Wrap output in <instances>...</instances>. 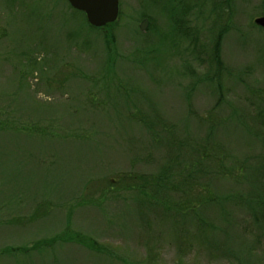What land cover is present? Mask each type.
I'll list each match as a JSON object with an SVG mask.
<instances>
[{
	"label": "rangeland",
	"instance_id": "rangeland-1",
	"mask_svg": "<svg viewBox=\"0 0 264 264\" xmlns=\"http://www.w3.org/2000/svg\"><path fill=\"white\" fill-rule=\"evenodd\" d=\"M181 1L119 0L95 28L67 0H0V264H264V0ZM191 164L201 231L162 187Z\"/></svg>",
	"mask_w": 264,
	"mask_h": 264
},
{
	"label": "trees",
	"instance_id": "trees-1",
	"mask_svg": "<svg viewBox=\"0 0 264 264\" xmlns=\"http://www.w3.org/2000/svg\"><path fill=\"white\" fill-rule=\"evenodd\" d=\"M171 2V0H168V2ZM176 3L178 4H175V5H171L170 6V10L169 12L170 13H173V12H178L177 15L179 14H184V12H186V8H182L179 6V3H181L182 1L181 0H174ZM210 1H213V0H210ZM218 2V3H217ZM221 2L223 3L224 1L222 0H216L215 4L217 6H221V11H223L225 13V11H230L231 10V6H225V7H222L221 5ZM228 2V0L226 1ZM167 3V1H166ZM164 3V5L166 4ZM180 5H183L182 3ZM166 7V5H165ZM80 13V11H77ZM176 15V16H177ZM175 16V17H176ZM174 18V17H173ZM174 22V26L177 28V29H183L184 27V24H185V20L183 21V18L182 16L178 17V20L176 21H173ZM112 25H114V23H110V24H107L105 27H102V28H106V27H111ZM228 22L223 25V27H221L218 32H214V35H215V41H214V44L212 46V50H211V53L209 55V59H208V63L211 64V65H215L218 70H222L223 67V60H222V52H221V45H222V40H223V36L224 34L228 31ZM96 28V27H95ZM185 33L186 31L183 33L182 32V35L185 36ZM189 35H191L190 32H187ZM259 124L263 127L264 129V110H263V113L260 114V118H259ZM259 136L260 133H257ZM264 139V135H263V138ZM207 146V147H206ZM214 152L216 153H220V151L217 149V148H213ZM197 151V150H196ZM210 156L211 158L214 156L213 153H211V148H209L208 145H205L204 148L200 151V155H197L196 156V159L201 163L203 164L205 159H207V157ZM217 155H215L214 157H216ZM199 158V159H198ZM220 158V159H219ZM218 162L222 160V156L220 155L219 157H217ZM188 165V164H186ZM189 167V165H188ZM173 166L171 164H167L165 166L162 167V174H161V177L164 179V178H168L170 175L171 176H174L175 174H177L176 172L173 171ZM219 170L220 172H222L223 174L226 173L225 170H222L220 169L219 167ZM237 170V169H235ZM243 171V168H241L239 170V172H242ZM262 173H264V164L261 165V170H260ZM199 168H193L192 164H191V167L188 169V171L186 173H183L181 174L180 176H183V178L180 179V181L178 182V178L179 177H175V181L174 182H168L169 179L166 180L167 183L163 184V186H169L170 188H172L171 190V193H176L178 195V200L175 202V204L173 203L175 207V209L177 210L178 208L182 209L183 213L184 214H188V213H195L201 217L200 215V211H199V205L196 204L197 202H194V198L192 199V196H194L195 194L199 193L198 191H202V189H199V181H198V177H199ZM179 174V172H178ZM224 175H227V174H224ZM234 175V173L232 174ZM191 176V177H190ZM201 177V176H200ZM263 180V179H262ZM259 193H261L260 195L258 196H255L254 198V201L256 203H258L261 208L259 210V212H256V213H253L255 214L257 217H256V220L258 221V223L255 224V227H264V185H263V188L262 190L258 191ZM190 197V198H189ZM198 198V197H197ZM210 202L214 201L213 198H209ZM182 202V203H181ZM223 202V200H222ZM185 203V204H184ZM189 203L191 204V206L189 205ZM184 205V206H182ZM162 207L164 208L165 212H171L172 210L170 209V207H168L164 202L162 203ZM227 211V209H226ZM255 220V221H256ZM207 226V225H210V223L208 221H206L204 218H199L197 220V227L199 228L198 230L201 231L203 229L204 226Z\"/></svg>",
	"mask_w": 264,
	"mask_h": 264
},
{
	"label": "water",
	"instance_id": "water-1",
	"mask_svg": "<svg viewBox=\"0 0 264 264\" xmlns=\"http://www.w3.org/2000/svg\"><path fill=\"white\" fill-rule=\"evenodd\" d=\"M70 5L86 14L88 22L102 27L117 20L120 12L119 0H67ZM255 23L264 27V15L257 17ZM146 21L141 24L144 29Z\"/></svg>",
	"mask_w": 264,
	"mask_h": 264
}]
</instances>
